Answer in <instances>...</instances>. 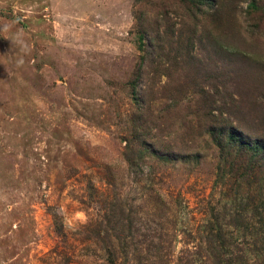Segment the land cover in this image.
Wrapping results in <instances>:
<instances>
[{"label":"rangeland","instance_id":"374dc122","mask_svg":"<svg viewBox=\"0 0 264 264\" xmlns=\"http://www.w3.org/2000/svg\"><path fill=\"white\" fill-rule=\"evenodd\" d=\"M201 1L0 0V264H264V0Z\"/></svg>","mask_w":264,"mask_h":264},{"label":"trees","instance_id":"16d2710c","mask_svg":"<svg viewBox=\"0 0 264 264\" xmlns=\"http://www.w3.org/2000/svg\"><path fill=\"white\" fill-rule=\"evenodd\" d=\"M202 3L201 0H191L193 8ZM219 132H222L223 138L217 140L216 146L221 149L222 154L236 153L235 165H243V171L239 174V177L242 180H245L247 176L251 178V183L247 187L236 189L237 198L235 200L238 199L243 203V205H236L235 214L238 216L240 208L243 209L245 207L246 200L249 201L250 199L251 201L254 198L263 203L261 196L264 195V144L260 142L248 143L242 140L237 137L235 129L230 125L224 126ZM223 141H226L225 148H221ZM220 194L222 195V199H224V195ZM259 215L264 217V211Z\"/></svg>","mask_w":264,"mask_h":264}]
</instances>
